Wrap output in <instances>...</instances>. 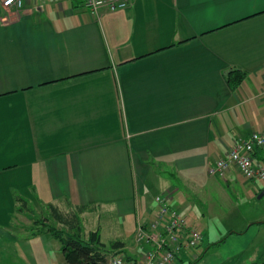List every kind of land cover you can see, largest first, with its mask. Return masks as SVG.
I'll return each instance as SVG.
<instances>
[{
    "label": "crops",
    "instance_id": "crops-1",
    "mask_svg": "<svg viewBox=\"0 0 264 264\" xmlns=\"http://www.w3.org/2000/svg\"><path fill=\"white\" fill-rule=\"evenodd\" d=\"M231 70L246 74L235 90ZM263 130L264 0H131L113 13H91L83 0L19 10L0 0V242L16 255L7 264L64 260L48 234L27 239L34 204L78 225L98 210L133 215L132 241L122 234L112 254L135 263L136 227L162 196L204 247L211 233L198 210L213 215L223 184L258 186L235 170L211 177L208 166ZM254 158L264 162V148ZM259 224L232 230L198 264L239 258Z\"/></svg>",
    "mask_w": 264,
    "mask_h": 264
},
{
    "label": "built area",
    "instance_id": "built-area-1",
    "mask_svg": "<svg viewBox=\"0 0 264 264\" xmlns=\"http://www.w3.org/2000/svg\"><path fill=\"white\" fill-rule=\"evenodd\" d=\"M34 0H2V7L19 10L24 3ZM131 0H83V6L91 13L98 11L117 12L127 9ZM264 148V130L236 139L227 154L207 168L211 177L224 178L230 170L250 182H264V162L254 158ZM156 213L148 224L136 227L134 241L143 251L139 261L131 263L122 257H113L108 264H175L190 256L191 250L201 245L202 234L190 226L185 218L170 206L166 198H155Z\"/></svg>",
    "mask_w": 264,
    "mask_h": 264
},
{
    "label": "rangeland",
    "instance_id": "rangeland-1",
    "mask_svg": "<svg viewBox=\"0 0 264 264\" xmlns=\"http://www.w3.org/2000/svg\"><path fill=\"white\" fill-rule=\"evenodd\" d=\"M163 170L168 173H175L166 167H163ZM236 177H239V175ZM257 183L258 186L256 188H254L255 186L252 184H239L237 186H234L233 184H223V191L220 189L212 195L214 201L218 203V207L213 210V215H207L206 219V217L200 216L201 211L198 210L199 217L196 218L205 223L203 230L208 227L211 233V239H209V241L206 240L209 244L223 239L232 230L240 232L249 228L250 224L260 222V233H258L252 245L244 253H242L239 258L230 260L226 264L264 263V182ZM260 185L263 187L259 189ZM219 202H222L221 206H219ZM32 213L33 223H35V221H43L44 218H48L51 226L55 225L56 228L60 229V225L58 226V223H56V220L48 206L39 208L34 204L32 207ZM244 217H247V220L245 219L244 221ZM122 219L125 220L124 226L123 223H121L122 225L120 224ZM252 226L250 228H252ZM79 227L80 234L83 238H87L91 232L98 231L102 242L109 245L112 241L114 242L122 236V234H124L127 241H132L135 218L132 215L128 219L127 217L120 215L119 212L110 211L108 209L98 210L95 213L89 212L82 215ZM63 229H65V227ZM27 239L32 240L33 237L29 235ZM206 241V245H204V247L207 246ZM51 243L55 244L57 242L51 240ZM41 246L44 248L43 244ZM13 250L14 247L12 244L7 246L5 241L0 242V258L3 260V264H7L5 263L7 257L10 256L9 260H11L12 256L16 257ZM15 250L17 252V250L19 251L21 249L18 247V249L15 248ZM37 250L40 251L41 249L39 248ZM190 253L194 256L195 250H191ZM112 258L113 255L110 253L108 255V262ZM190 258L191 256L185 255L183 257L184 262L182 264H188ZM61 261L64 260H62L61 256H59V261L56 262V264H61Z\"/></svg>",
    "mask_w": 264,
    "mask_h": 264
},
{
    "label": "trees",
    "instance_id": "trees-1",
    "mask_svg": "<svg viewBox=\"0 0 264 264\" xmlns=\"http://www.w3.org/2000/svg\"><path fill=\"white\" fill-rule=\"evenodd\" d=\"M246 74L240 70H231L225 74V82L231 90H235L245 79ZM218 178V177H216ZM56 223L65 226V229H58L55 225L51 226L48 218L43 221H35L31 236H39L41 234H48L53 240L60 245V251L64 259V264H108V255L120 248L123 243L114 241L109 245H105L100 241L98 231L91 232L87 238H83L80 234V227L78 225L77 216L64 218L58 214L57 211L49 206ZM46 221V222H45ZM200 232V231H199ZM232 233H229L231 235ZM239 234V233H238ZM222 239L216 243L209 244L206 247L199 245L196 247L194 256H191L188 264H198L205 256V254L218 247L224 242ZM202 247V248H201ZM116 257V254H112ZM125 259V258H124ZM125 260L129 261L128 258ZM184 262L183 259L179 260ZM264 264V263H256Z\"/></svg>",
    "mask_w": 264,
    "mask_h": 264
},
{
    "label": "snow or ice",
    "instance_id": "snow-or-ice-1",
    "mask_svg": "<svg viewBox=\"0 0 264 264\" xmlns=\"http://www.w3.org/2000/svg\"><path fill=\"white\" fill-rule=\"evenodd\" d=\"M9 2H11V0H9Z\"/></svg>",
    "mask_w": 264,
    "mask_h": 264
}]
</instances>
